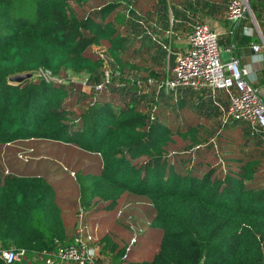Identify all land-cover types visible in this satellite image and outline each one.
<instances>
[{
    "label": "trees",
    "instance_id": "1",
    "mask_svg": "<svg viewBox=\"0 0 264 264\" xmlns=\"http://www.w3.org/2000/svg\"><path fill=\"white\" fill-rule=\"evenodd\" d=\"M132 4L125 12L113 0H0V147L48 139L97 153L100 163L70 168L81 208H113L122 194L149 203L148 225L161 229L153 254L127 260L138 236L127 252L104 232L96 243L110 264H264V130L246 119L222 121L221 89L164 90L146 80L168 77L175 52L151 38L147 20L180 35L194 21L218 19L226 0ZM239 23L221 44L237 46ZM93 44L104 46L112 71L99 89L92 86L103 65ZM39 68L60 80L34 75ZM67 69L85 73L90 89ZM20 71L33 77L7 81ZM18 145L16 163L15 152L29 147ZM7 170L0 167V248L23 250L7 264H42L38 251L73 235L54 200L63 179L50 183L40 170L9 162Z\"/></svg>",
    "mask_w": 264,
    "mask_h": 264
},
{
    "label": "built area",
    "instance_id": "2",
    "mask_svg": "<svg viewBox=\"0 0 264 264\" xmlns=\"http://www.w3.org/2000/svg\"><path fill=\"white\" fill-rule=\"evenodd\" d=\"M247 2L248 0H226L222 16L230 21L242 18L249 9ZM250 14L249 19L260 40L253 42L251 48L254 52L260 53L264 50V40L258 22L255 21L253 14ZM167 33L168 31L165 35ZM185 38L186 47L174 52L170 75L162 80L149 77L146 79L147 82L149 84L156 82V87H162L164 90L175 89L179 86H190L194 89L207 88L211 91L221 89L228 99L227 104L221 108L222 121L228 118L246 119L250 124H257L264 130V102L259 89L248 77L249 68L240 64L239 60L231 55L222 58V52H230L232 44H221L218 40L217 28L206 21H194L191 28L186 31ZM161 45L168 50V44ZM91 50L97 54L103 65L102 79L92 86L93 89H99L108 82L112 71L107 62L108 56L104 46L93 44ZM36 73L45 79L60 80L58 76H51L42 68H39ZM82 87L89 90L91 86L84 83ZM31 150L30 147H22L15 152V155L21 162H25L30 158ZM66 169L69 174L75 175L72 170ZM7 172V168L2 167L1 174L4 175ZM74 229L70 241L57 244L53 248H43L37 252L42 264H97V254L94 250L97 246V229L95 225L91 227L85 221L84 210L81 208L78 209ZM134 238L135 235L129 238L126 251ZM0 254L4 263L7 264L19 260L23 255V250L6 248L0 250Z\"/></svg>",
    "mask_w": 264,
    "mask_h": 264
},
{
    "label": "crops",
    "instance_id": "3",
    "mask_svg": "<svg viewBox=\"0 0 264 264\" xmlns=\"http://www.w3.org/2000/svg\"><path fill=\"white\" fill-rule=\"evenodd\" d=\"M97 1V0H96ZM111 1V0H110ZM116 2L122 3L126 7L125 12H129V10H133L134 0H113ZM143 6L146 7L147 0H139ZM137 8V7H136ZM144 9V8H143ZM224 10V9H223ZM222 10V13H223ZM220 14L218 19L205 17L203 21H206L213 27L219 28L220 33H224L225 37L227 33L230 31L229 28L239 22L237 20H227ZM154 17L151 16V19L147 20L152 26V32L150 33L151 38L160 44H168V50L171 48H175L176 50L184 49L187 45L185 33L173 35L172 30L170 28L165 29L164 31L159 30V25L157 22H154ZM223 22L225 25L218 27L216 25L217 22ZM168 31L167 35L166 32ZM155 35V37H154ZM251 36V30H249L246 26H242L241 22L238 25V28L235 33V43L237 46L232 44V48L230 52H224V58L228 56H233L239 60L240 64L246 65L249 68L248 77L252 81V83L259 89V94L261 95L262 101L264 102V63L260 60V55L262 52H254L251 48V44L255 42L254 38H249ZM226 39L224 42H227ZM87 91L86 89H84ZM20 144L32 147V151L30 153V158L27 162L16 163L12 161V156L14 155L15 145L18 147ZM46 159L49 161L46 164V161L42 160ZM14 160V158H13ZM54 161L56 165L54 164ZM101 159L97 153L85 152L80 150L73 145L65 144L62 142H55L48 139H31V140H23L22 142H11L9 144L1 145L0 147V167H6L8 162L12 165L13 168L21 169L23 165L26 166V169L35 168L40 170L46 175V179L52 183H60L61 179L65 175V172H68L66 168L77 167L78 164L86 165V164H97L100 163ZM60 163L63 164L66 168L61 167ZM71 170V169H70ZM71 180L67 181L62 180V184L54 190V200L58 204L60 211L62 212L64 219V228L66 229L69 235L74 233V227L76 223V217L78 213V209L81 208L79 204V192L78 185L76 182L75 175H71ZM69 181H72L69 183ZM130 201L128 203V207L124 206L121 208L122 202L124 200ZM93 205H90L88 208L84 209V219L90 224L91 227L93 225L96 226L97 236H100L104 232H108L113 234L115 237H120L123 242L132 236L133 231H129L122 227V224H128L127 228L130 229L131 221L136 222L138 219H145V222L149 224L151 217L153 216L154 211L151 209L149 203L145 199H140L133 195H125L122 194L113 208L110 209H98L97 211L93 210ZM131 219V220H130ZM131 230V229H130ZM97 245V244H96ZM5 249V248H2ZM0 248V250H2ZM98 258L102 257V253L99 251L98 245L94 248ZM3 260V259H2ZM4 262V261H3ZM98 262V261H97ZM103 263L110 264L108 257L105 255L103 259ZM98 263V264H103Z\"/></svg>",
    "mask_w": 264,
    "mask_h": 264
},
{
    "label": "rangeland",
    "instance_id": "4",
    "mask_svg": "<svg viewBox=\"0 0 264 264\" xmlns=\"http://www.w3.org/2000/svg\"><path fill=\"white\" fill-rule=\"evenodd\" d=\"M254 5L250 6L249 5V9L246 10V14L239 19V22H241L242 26H246L249 29V26L252 25V22L250 21L249 17H251V14H253V17L255 19V21L258 22V27L261 30L262 33V38L264 40V0H254ZM216 25H218V27L220 26H224L225 24L221 21L217 22ZM217 28V27H216ZM251 36L249 38H254L255 41H260L257 37L256 31L253 28V25L251 26ZM218 32V39L219 41L222 43L226 40L225 37V32L220 33L219 28L217 29ZM224 57V52H222V58ZM260 60L263 61L264 63V50L262 51V55H260ZM67 72V76L73 80V81H81L82 83H84L85 81V73L83 72H72L70 69L66 70ZM34 75H37V73L35 72ZM56 77L55 75H51ZM33 77V74H32ZM54 162V161H52ZM54 164L56 165V163L54 162ZM60 166L63 167V164L60 163ZM64 174H69L68 172H65ZM65 176V175H64ZM71 176H68V179H70ZM63 180L67 181V177H64ZM64 182V181H62ZM61 182V183H62ZM72 181H69V183ZM130 201H128L127 199L124 200L122 202V205H120L121 208H124V206H127L128 203ZM130 204V203H129ZM129 206V205H128ZM127 206V207H128ZM131 220V219H130ZM131 223V227L130 229L127 228V223L122 224V227L125 229H128L129 231H133L132 235H137V240L135 241L134 244L131 245V251L128 254V258L127 260H147L151 257V255L153 254L154 248H155V244L158 241V238L160 236V231L161 229L157 226H149L146 222L145 219L142 218L141 220L137 218L136 222H134L133 220L130 222ZM150 232V235H149ZM146 235V236H145ZM149 235V236H148ZM99 237V236H98ZM118 237V236H117ZM120 238V237H118ZM127 238L126 237V243H127ZM120 240L122 241V239L120 238ZM128 252V251H127ZM101 253V252H100ZM105 258V254L102 253V257L98 258V263H103V259ZM3 257L0 254V260H2ZM105 264V263H103Z\"/></svg>",
    "mask_w": 264,
    "mask_h": 264
},
{
    "label": "water",
    "instance_id": "5",
    "mask_svg": "<svg viewBox=\"0 0 264 264\" xmlns=\"http://www.w3.org/2000/svg\"><path fill=\"white\" fill-rule=\"evenodd\" d=\"M32 76L31 71H20L7 76V81L10 83H20L21 81L28 79Z\"/></svg>",
    "mask_w": 264,
    "mask_h": 264
}]
</instances>
